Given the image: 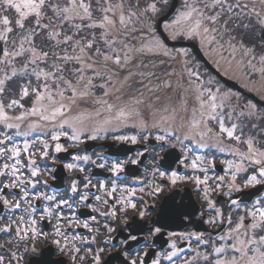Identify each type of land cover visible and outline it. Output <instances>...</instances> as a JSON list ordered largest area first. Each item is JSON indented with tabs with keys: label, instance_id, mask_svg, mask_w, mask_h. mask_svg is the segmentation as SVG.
<instances>
[{
	"label": "snow or ice",
	"instance_id": "snow-or-ice-1",
	"mask_svg": "<svg viewBox=\"0 0 264 264\" xmlns=\"http://www.w3.org/2000/svg\"><path fill=\"white\" fill-rule=\"evenodd\" d=\"M161 30L264 101V0H0V264H264V106ZM178 183L196 201L157 212Z\"/></svg>",
	"mask_w": 264,
	"mask_h": 264
},
{
	"label": "flooded vegetation",
	"instance_id": "flooded-vegetation-1",
	"mask_svg": "<svg viewBox=\"0 0 264 264\" xmlns=\"http://www.w3.org/2000/svg\"><path fill=\"white\" fill-rule=\"evenodd\" d=\"M199 70L202 73H207L211 76L216 77V79H218L220 81V85L224 89L231 90L232 92L237 93L241 98V102L251 101L252 103H256L260 106H264L262 104H259L255 99L248 96V94L252 93V92H248L244 87H242V81L238 82L235 80L236 82L239 83V85L242 87V89L244 91L237 90V89H234L232 87L227 86L213 72L207 70L205 67L199 66ZM224 76H226L229 79H232L228 75H224ZM232 80H234V79H232ZM252 94H254V93H252ZM254 95L259 99V96H257L256 94H254ZM153 143H155V142L153 141ZM95 147H96L95 143L90 144L88 146L89 151L93 150V148H95ZM96 150H99V149L97 148ZM111 151L115 152L114 149ZM133 151H135V148H133ZM121 155H123V152H121ZM128 155H131V152H129ZM179 155H180V153L178 151H172L170 153L169 152L163 153L162 156L164 157V159L161 161L162 166L165 168L171 166L172 168L175 169L176 165H175L174 161L176 160V158ZM220 158L221 159H224V158L231 159L230 156H221ZM217 164H218L217 171H220L219 160L217 161ZM180 171H184V170L181 168ZM55 175H56L57 179L55 181H53L49 178V183L53 184L56 187H61L62 186L61 181L64 177V173L62 171H57ZM191 188H192V185L179 184V183L175 187L168 186L160 194L158 199H156L155 201H150V202L155 203L157 205V209H156L157 212H162L164 214H170V213L174 212L175 210H177L180 206L190 205L196 201L195 194L190 191ZM132 227L134 228L135 225H132ZM171 227L177 231L183 230L182 226H179L176 224H172ZM200 228H201V226H200ZM157 243H158V247L166 246L164 240H162V239L158 240ZM38 248L41 251V255H39L37 257H33L35 264H53L54 261H56L60 258L57 256L55 249L52 248L48 244H45L42 242L41 244L38 245ZM112 264H116V262L112 261Z\"/></svg>",
	"mask_w": 264,
	"mask_h": 264
},
{
	"label": "rangeland",
	"instance_id": "rangeland-1",
	"mask_svg": "<svg viewBox=\"0 0 264 264\" xmlns=\"http://www.w3.org/2000/svg\"><path fill=\"white\" fill-rule=\"evenodd\" d=\"M186 42H188V41H186ZM158 58H161V60H162L158 64L155 63L158 60L157 57H154V58L153 57H147V58H145V62L155 65V67L150 68V70L155 72L156 77H158L159 80L163 81L166 79H170L172 81L173 85L175 86L177 76L181 70L180 65L178 63H173L170 60H168L167 62H163L165 57H158ZM209 62L217 69V67L210 60H209ZM173 72H175L177 75H173L171 77H169L167 75L168 73H173ZM219 72L224 76L222 68L219 70ZM228 76L230 78L238 81V82L242 81L240 74L233 75L232 73H229ZM153 82L155 83L156 81L154 80ZM139 87H140L139 84L133 82V84H132L133 92H135V89H137ZM146 95H147V93H146ZM157 95L160 96V100L158 102L159 104H178V102H179L178 90L177 91H170V90L162 89L159 93H157ZM153 99H155V98L153 97Z\"/></svg>",
	"mask_w": 264,
	"mask_h": 264
},
{
	"label": "water",
	"instance_id": "water-1",
	"mask_svg": "<svg viewBox=\"0 0 264 264\" xmlns=\"http://www.w3.org/2000/svg\"><path fill=\"white\" fill-rule=\"evenodd\" d=\"M161 38L164 40V42L166 43V45L170 46V47H177V46H187L190 47L193 51V53L208 67L213 69V71H215L217 74H219L216 70H214L213 66L210 64V62L205 58V56L203 55V53L200 51L199 46L197 44H193L191 42H185V41H172L170 39L166 38V34L163 33V31L161 30ZM220 75V74H219ZM220 77L222 78L223 81H225L227 84L234 86L235 88H239V85L236 84L234 81L228 80L224 77H222L220 75ZM251 97H254V95H251ZM255 98V97H254Z\"/></svg>",
	"mask_w": 264,
	"mask_h": 264
},
{
	"label": "trees",
	"instance_id": "trees-1",
	"mask_svg": "<svg viewBox=\"0 0 264 264\" xmlns=\"http://www.w3.org/2000/svg\"><path fill=\"white\" fill-rule=\"evenodd\" d=\"M153 58H154V57H153ZM157 59H158V60L155 62L156 64H158L160 61H162L161 58H158V57H157ZM167 61H168V59H167V58H164V61H163V62H167Z\"/></svg>",
	"mask_w": 264,
	"mask_h": 264
}]
</instances>
